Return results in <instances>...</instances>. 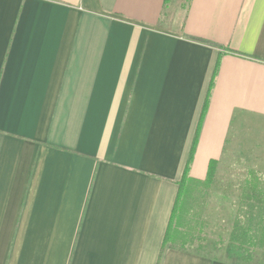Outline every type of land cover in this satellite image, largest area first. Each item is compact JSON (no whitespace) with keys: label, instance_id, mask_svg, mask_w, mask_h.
Returning a JSON list of instances; mask_svg holds the SVG:
<instances>
[{"label":"crops","instance_id":"obj_1","mask_svg":"<svg viewBox=\"0 0 264 264\" xmlns=\"http://www.w3.org/2000/svg\"><path fill=\"white\" fill-rule=\"evenodd\" d=\"M195 138L258 168L264 0H0V264H246L163 246Z\"/></svg>","mask_w":264,"mask_h":264},{"label":"rangeland","instance_id":"obj_2","mask_svg":"<svg viewBox=\"0 0 264 264\" xmlns=\"http://www.w3.org/2000/svg\"><path fill=\"white\" fill-rule=\"evenodd\" d=\"M252 148L251 142L245 150L249 155L243 156V151L239 155L240 148L235 145L228 156L215 164L208 185L188 182L180 199L176 227L179 232L185 233L186 240L191 241L194 249L212 252L217 257L223 255L226 249H230L234 257H247L252 253L255 257L253 264H264V205L248 208L240 204L245 183L252 176L264 186V153L257 161L258 168H255ZM237 217L240 228L236 233L240 236L241 229L248 236L244 238L246 240L234 243L230 242V238Z\"/></svg>","mask_w":264,"mask_h":264},{"label":"trees","instance_id":"obj_3","mask_svg":"<svg viewBox=\"0 0 264 264\" xmlns=\"http://www.w3.org/2000/svg\"><path fill=\"white\" fill-rule=\"evenodd\" d=\"M228 52L231 53H235L240 55L239 53L233 52L229 49H227ZM222 53V52H221ZM221 53L219 54L221 56ZM219 56V57H220ZM219 62L220 59L218 58V60L216 61L215 64V69H214V73H213V77L211 79L210 85H209V89L207 91V95L203 104V109H202V113H201V118L204 114L205 108L207 106V102H208V98L211 92V88L213 85V81L219 66ZM195 142H196V138L194 139L191 149H190V153H189V157L187 160V163L184 167L182 176L180 181L178 182V192L176 195V199L171 211V215L167 224V228L165 231V235H164V239H163V246L167 245L169 247H181V248H185L187 246H192L191 241L186 240L185 237V233L184 232H179L178 231V227H176V216H179L177 213L179 212V206H180V199L183 198V192L185 190V188L187 187L188 182H191V179L189 178V168H190V164L192 161V157H193V153H194V147H195ZM216 161H210L209 163V168H208V172H207V176L205 181L203 182H199L196 181V183H201L203 186L208 185L211 181V177L213 175V171H214V167H215ZM253 172H251L252 174ZM253 175V174H252ZM241 205H245L248 208H257V207H261L262 205H264V186L259 183L258 178L252 176L251 180L246 181L245 186H244V191H243V197L241 200ZM240 221L239 218L237 217L235 222H234V230L231 233V238H230V242H239V240H243L244 238H247L248 235L245 234V231L240 229V232L242 233L240 236L236 233V231L238 232V229L240 228ZM250 238V237H249ZM246 240V239H244ZM229 252L231 254V250L229 249ZM236 254V253H234ZM239 256V255H238ZM236 256V257H238ZM254 256L251 254H248L247 257H238L239 260H241L242 262H245L246 264H251L254 261Z\"/></svg>","mask_w":264,"mask_h":264}]
</instances>
